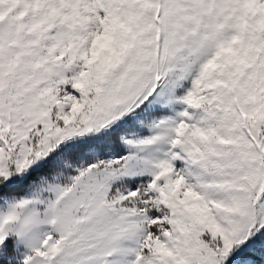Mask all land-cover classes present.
I'll list each match as a JSON object with an SVG mask.
<instances>
[{
    "label": "snow or ice",
    "instance_id": "6c2138e0",
    "mask_svg": "<svg viewBox=\"0 0 264 264\" xmlns=\"http://www.w3.org/2000/svg\"><path fill=\"white\" fill-rule=\"evenodd\" d=\"M0 264H264V0H0Z\"/></svg>",
    "mask_w": 264,
    "mask_h": 264
}]
</instances>
